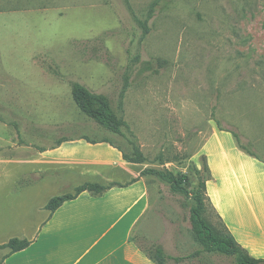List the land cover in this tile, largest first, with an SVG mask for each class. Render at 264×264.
Returning <instances> with one entry per match:
<instances>
[{"label":"rangeland","instance_id":"obj_1","mask_svg":"<svg viewBox=\"0 0 264 264\" xmlns=\"http://www.w3.org/2000/svg\"><path fill=\"white\" fill-rule=\"evenodd\" d=\"M70 81L109 98L118 133L79 112ZM79 138L108 141L130 157L137 148L145 162L134 164L136 172L185 174L188 190L206 177L205 161H224L218 141L229 156L235 147L264 165V0H0V147ZM237 169L249 177L250 201L258 194L256 214H264V168L243 159ZM109 170L113 180L128 178ZM66 173L58 172L59 187L37 186L32 218L38 205L88 180L67 182ZM143 179L149 208L134 242L171 256L202 250L190 225L193 201L158 176ZM228 189L233 196L224 200L253 220L243 196ZM205 216L222 228L212 206ZM185 264L235 258L203 253Z\"/></svg>","mask_w":264,"mask_h":264},{"label":"crops","instance_id":"obj_2","mask_svg":"<svg viewBox=\"0 0 264 264\" xmlns=\"http://www.w3.org/2000/svg\"><path fill=\"white\" fill-rule=\"evenodd\" d=\"M61 141L49 146L4 141L0 147V245L12 238L30 242L26 249L8 256L4 264H154L130 241L149 208L146 183L134 164L126 162L117 148L101 140ZM217 145L224 161L210 160L208 164L209 202L236 242L251 257L264 259V214H256L258 194L251 197V202L247 194L251 191L249 177L237 169V164L245 159L263 168L264 165L239 155L235 147H231L229 156L220 141ZM111 167H118L128 178L113 180L115 173L109 170ZM61 170L69 174L67 182L72 175L88 179L74 186V190L84 183L121 186L99 196L82 192L52 214L45 209L51 197L35 208L37 214L32 218V198L42 193L37 186H61ZM230 187L243 196L253 220L243 218L233 199L229 203L224 200L228 191L233 196ZM6 254L7 250H0V260Z\"/></svg>","mask_w":264,"mask_h":264},{"label":"trees","instance_id":"obj_3","mask_svg":"<svg viewBox=\"0 0 264 264\" xmlns=\"http://www.w3.org/2000/svg\"><path fill=\"white\" fill-rule=\"evenodd\" d=\"M69 87L71 98L81 114L92 120L104 130L112 133H118L120 131L122 122L115 117L111 108L110 100L106 95L94 93L76 81H70ZM87 141L91 143L96 142ZM101 141L109 143L105 140ZM109 144L113 146L111 143ZM122 156L126 162L131 164H142L145 162V157L137 148L133 157L123 153ZM205 165L204 171L206 177L203 178L199 176L196 180V184L190 190L185 187L186 185H189L188 177L185 174H175L169 170L158 171L154 169H145L140 172L141 177H144L146 174L158 176L162 181L169 185V188L173 193L182 194L184 197L193 201L194 206L190 209V225L196 240L202 246V250H194L190 254L182 257H171L166 255L159 245L147 241L144 245H138V249L154 264H170L171 262L179 264L182 262H190L198 259L203 253L233 256L235 258V264H264V259L251 257L248 252L236 242L217 214L216 215L222 226L221 229H217L216 226L212 225L205 218L206 208L207 206H211L206 194V183L210 179V170L206 161ZM114 186L121 185L110 183L103 186L96 183H84L75 188L74 193L72 194L51 198L47 202L45 209L52 214L64 202L74 200L82 192H88L91 195L99 196ZM130 241H134L133 238H130ZM29 245V241L18 238H12L5 244L0 245V250H7V254L0 260V264H4V260L8 256L26 249Z\"/></svg>","mask_w":264,"mask_h":264}]
</instances>
